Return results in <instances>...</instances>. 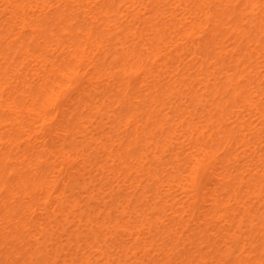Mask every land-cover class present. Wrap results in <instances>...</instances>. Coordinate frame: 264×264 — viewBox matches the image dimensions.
Segmentation results:
<instances>
[{
  "label": "bare ground",
  "instance_id": "6f19581e",
  "mask_svg": "<svg viewBox=\"0 0 264 264\" xmlns=\"http://www.w3.org/2000/svg\"><path fill=\"white\" fill-rule=\"evenodd\" d=\"M0 264H264V0H0Z\"/></svg>",
  "mask_w": 264,
  "mask_h": 264
}]
</instances>
